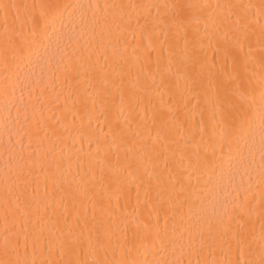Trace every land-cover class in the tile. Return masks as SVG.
Instances as JSON below:
<instances>
[{"label":"snow or ice","instance_id":"snow-or-ice-1","mask_svg":"<svg viewBox=\"0 0 264 264\" xmlns=\"http://www.w3.org/2000/svg\"><path fill=\"white\" fill-rule=\"evenodd\" d=\"M0 264H264V0H0Z\"/></svg>","mask_w":264,"mask_h":264},{"label":"bare ground","instance_id":"bare-ground-1","mask_svg":"<svg viewBox=\"0 0 264 264\" xmlns=\"http://www.w3.org/2000/svg\"><path fill=\"white\" fill-rule=\"evenodd\" d=\"M117 115H118V113H117ZM115 118H116V116L114 115V116H113V119H115Z\"/></svg>","mask_w":264,"mask_h":264}]
</instances>
